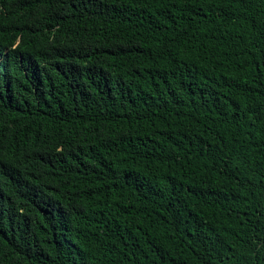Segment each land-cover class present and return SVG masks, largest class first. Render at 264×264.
I'll return each mask as SVG.
<instances>
[{
  "label": "trees",
  "instance_id": "16d2710c",
  "mask_svg": "<svg viewBox=\"0 0 264 264\" xmlns=\"http://www.w3.org/2000/svg\"><path fill=\"white\" fill-rule=\"evenodd\" d=\"M0 264H264V0H0Z\"/></svg>",
  "mask_w": 264,
  "mask_h": 264
}]
</instances>
